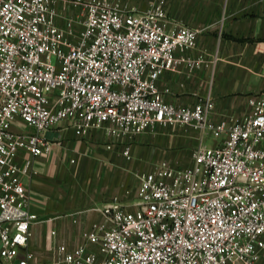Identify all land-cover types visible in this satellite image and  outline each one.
<instances>
[{
  "label": "built area",
  "instance_id": "2783aa9c",
  "mask_svg": "<svg viewBox=\"0 0 264 264\" xmlns=\"http://www.w3.org/2000/svg\"><path fill=\"white\" fill-rule=\"evenodd\" d=\"M170 22L165 0L142 12L121 0H0V264H264V95L230 123L212 117L211 96L167 100L166 70L206 64L177 55L199 32ZM64 120L81 137L100 131L109 149L123 145L128 160L135 138L159 126L216 142H200L188 165L165 158L138 172L136 198L105 205L75 239L51 227L38 241L21 178L32 160L16 158L49 152L46 134Z\"/></svg>",
  "mask_w": 264,
  "mask_h": 264
},
{
  "label": "crops",
  "instance_id": "0c3cea01",
  "mask_svg": "<svg viewBox=\"0 0 264 264\" xmlns=\"http://www.w3.org/2000/svg\"><path fill=\"white\" fill-rule=\"evenodd\" d=\"M121 1L142 12L157 0ZM165 5L170 26L187 24L199 32L196 48H179L177 55L202 56L206 63L194 70L185 63L166 70L158 80L165 98L177 105H193L211 96L215 120L230 123L244 118L251 110L249 98L264 95V0H165ZM22 131L34 132V128L25 125ZM46 135L52 142L49 152L34 155L21 149L16 158L20 166L32 160L30 172L21 178L40 219L38 241L51 227L75 239L81 228L100 218L105 205L136 198L138 172L162 158L188 165L194 148L213 137L187 126H159L132 142L128 160L123 145L107 148L100 131L81 137L69 120ZM76 214L81 216L78 225L72 222Z\"/></svg>",
  "mask_w": 264,
  "mask_h": 264
},
{
  "label": "rangeland",
  "instance_id": "374dc122",
  "mask_svg": "<svg viewBox=\"0 0 264 264\" xmlns=\"http://www.w3.org/2000/svg\"><path fill=\"white\" fill-rule=\"evenodd\" d=\"M55 60H56V58H54L53 59V61L55 62ZM15 127V129H20V130H22V126H20V125H16V126H14ZM140 135H138L136 138H135V142L137 141V139H138V137H139ZM212 139H213V137H212ZM212 139L211 138H208V139H206V141L204 142V143H206V144H208V145H211L213 142H212ZM163 159V158H162ZM162 159H159V160H157V161H155L154 163H157V162H159L160 160H162ZM149 166V165H148ZM36 238H37V236H36Z\"/></svg>",
  "mask_w": 264,
  "mask_h": 264
}]
</instances>
